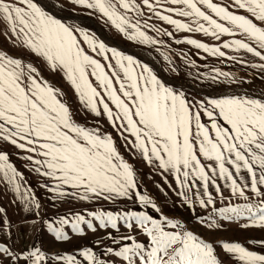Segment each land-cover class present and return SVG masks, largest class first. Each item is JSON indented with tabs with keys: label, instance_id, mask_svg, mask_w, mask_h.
Listing matches in <instances>:
<instances>
[{
	"label": "snow or ice",
	"instance_id": "snow-or-ice-1",
	"mask_svg": "<svg viewBox=\"0 0 264 264\" xmlns=\"http://www.w3.org/2000/svg\"><path fill=\"white\" fill-rule=\"evenodd\" d=\"M72 3L101 14L130 39L155 44L157 41L145 30L149 25L142 20L143 5L178 31L202 32L217 40L225 34L239 36L223 41V48L244 50L264 61V0H231L227 5L219 0ZM52 7H56L55 3ZM161 7L169 14L160 11ZM3 21L7 22L6 31L12 34L14 43L45 62L50 70L63 73L86 111L97 117L102 112L106 114L113 127L118 126L125 142L148 164L159 168L165 179L172 175L178 185L174 191L183 197L185 205L212 207L223 221L243 218L238 225L241 230L264 233V98L226 95L193 105L183 92L165 86L148 64L109 49L84 28L67 25L37 0H0V22ZM84 42L92 53L108 60L113 75L86 51ZM187 42L214 56H225L220 47L195 38ZM109 51L114 61L109 60ZM255 66L264 71V63ZM90 77L102 86L100 90ZM62 96L32 62L25 63L0 51V142L29 153L23 159L31 163L35 173L46 178L41 187L53 194V200L69 203V198H127L162 212V206L138 186L133 164L118 151L111 134L77 122ZM0 183L5 189L11 188L18 198V207L28 213L17 227L32 231L39 227L41 234L50 233L55 241L71 242L70 232L83 233L82 225L93 232L99 226L116 229L121 219L133 232L139 227L146 234L144 241L136 235L122 236L117 241L108 233L117 248L107 247L100 256L91 246L84 245L50 255L35 245L18 247L15 242L9 243L8 237L13 236L9 218L7 233L0 236V264H264V237H252L246 242L223 237L210 241L178 218H156L148 211L121 215L101 210L91 213L93 219L71 211L57 219H44L40 216V198L11 162L2 143ZM217 199L224 202L218 208ZM6 216L7 210L0 208V232L4 231ZM29 219L30 224L24 223ZM195 219L207 223L210 229L223 227L202 216Z\"/></svg>",
	"mask_w": 264,
	"mask_h": 264
},
{
	"label": "rangeland",
	"instance_id": "rangeland-1",
	"mask_svg": "<svg viewBox=\"0 0 264 264\" xmlns=\"http://www.w3.org/2000/svg\"><path fill=\"white\" fill-rule=\"evenodd\" d=\"M38 1L67 25L73 26L74 29L84 28L94 35L98 41H103L109 49L115 48L124 55H131L134 59L140 61L141 64H148L165 86L171 87L175 91L183 92L186 99L193 105L198 101L207 102L226 95L243 96L247 94L250 97L264 98V71L255 66L259 63H264V61L244 50L238 51L235 48H223L222 46L223 41L241 38L239 36L230 37L225 34L220 40H217L215 37L205 35L202 32L178 31L174 25L161 20L159 16L154 15L150 9L142 5L144 9L142 20H147L149 25L145 30L157 41L155 44H145L138 40L130 39L125 33L120 32L111 23L107 22L106 18L101 14L79 5H73L72 0ZM137 2L139 3L140 0H137ZM219 2L227 5L231 3V0H219ZM53 3H55L56 7H52ZM161 3L164 4V0H161ZM160 11L165 15L169 14L164 7H161ZM175 18L184 19L178 16ZM6 23V21L0 22V51H4L13 57L21 58L25 63L32 62L34 66L38 67L40 75L63 93L61 98L69 105L77 122L88 127H99L102 132L111 134L118 151L127 161L133 164L137 172L140 189L149 194L158 203V206H162V212H156L150 207L145 208L140 205L135 199L127 198H118L115 201H81L79 198H69L71 201L69 203H65L62 200H53L51 198L53 194L48 193L41 187V184L47 182L46 178L35 173L31 163L23 159L29 153L21 152L6 142H0L7 149L11 162L23 173L25 182L32 186L33 191L40 198L43 205L40 211L42 218L57 219L58 215L71 211L82 212L87 219H93L91 213L100 212L101 210L120 213L121 215L129 211H148L149 214H153L156 218L161 215L178 218L182 223L190 226L195 232L210 241L216 240L217 237H223L230 241L246 242L252 237H264V233L255 229L241 230L238 225L243 222V218L236 222L223 221L212 207L204 209L198 204L194 208L191 205H185L183 197H178L174 191V189L178 188V185L172 175H167L165 179L159 168L148 164L136 150L131 148L130 144L125 142L124 138L119 134L120 129L118 126L113 127L106 114L102 112V115L97 117L95 113L86 111L79 101L74 86L71 85L63 73L50 70L45 62L30 51L21 48L18 42L14 43L11 39L12 34L6 31ZM151 25H155V27L153 28ZM168 32H171L172 35H167L166 33ZM78 38L83 41L82 36ZM191 38L208 43L210 46L220 47L225 52V56H214L210 52L198 49L195 45L187 42ZM84 43L86 51L105 65V70L108 71L110 76L113 75L112 70L108 67V60H105L97 53H92L86 42ZM117 45L125 47L129 53ZM108 57L109 60L114 61L110 51ZM221 73H226L227 75H222ZM90 79H92L93 85L100 90L102 86L98 84L95 78L90 77ZM101 94L103 95V92ZM110 106L114 108L113 105ZM203 120L208 123L207 117H203ZM220 122L226 125L222 118H220ZM125 135H128L129 140L134 141L130 134ZM219 182L222 186L224 185L223 181ZM225 192L227 193L226 187ZM0 193H2L0 194V208L7 210L4 231L0 232V236H4L7 233V220L11 218L13 236L8 237V239L9 243L15 242L18 247L35 245L51 255L57 251L72 250L77 245H84L91 246L100 256L105 253L107 247L117 248V243L109 239L108 233L115 236L117 241L120 240V237L126 235H136L140 241L146 239V234L142 229L137 227V230L133 232V229L129 228L127 223L121 219L116 229L111 228V226H99L93 232L91 228L82 225L84 227L83 233L70 232L72 236L71 242L55 241L50 233L47 235L41 234L39 227L35 231L30 228L24 230L17 227V225L22 223V217L27 216L28 213L22 212L21 208L18 207V198L11 192V188L5 189L3 183H0ZM193 199H195L194 196ZM235 199L233 197V201ZM223 203L217 199L215 207H221ZM196 216L205 217L214 223H222L223 227L219 230L210 229L207 223H199L195 219ZM93 222L99 225V221L94 220ZM24 223L30 224L31 220L29 219ZM66 228H70V226H66ZM21 232H24L23 237H21ZM124 243L129 242L124 241ZM104 258H107V255ZM112 258L115 260L122 259L120 257Z\"/></svg>",
	"mask_w": 264,
	"mask_h": 264
},
{
	"label": "crops",
	"instance_id": "crops-1",
	"mask_svg": "<svg viewBox=\"0 0 264 264\" xmlns=\"http://www.w3.org/2000/svg\"><path fill=\"white\" fill-rule=\"evenodd\" d=\"M39 2V1H38ZM40 3V2H39ZM43 6V5H42ZM47 10V9H46ZM49 11V10H48ZM61 18V17H60ZM118 47H120V48H123V49H125V47H123V46H118ZM126 50V49H125ZM127 51V50H126ZM128 52V51H127ZM129 53V52H128ZM131 54V53H130ZM134 55V54H133Z\"/></svg>",
	"mask_w": 264,
	"mask_h": 264
},
{
	"label": "bare ground",
	"instance_id": "bare-ground-1",
	"mask_svg": "<svg viewBox=\"0 0 264 264\" xmlns=\"http://www.w3.org/2000/svg\"><path fill=\"white\" fill-rule=\"evenodd\" d=\"M118 46V45H117Z\"/></svg>",
	"mask_w": 264,
	"mask_h": 264
}]
</instances>
